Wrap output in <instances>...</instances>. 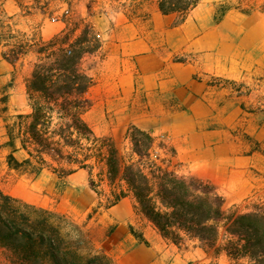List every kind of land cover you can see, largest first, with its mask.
I'll return each instance as SVG.
<instances>
[{"label": "crops", "instance_id": "0c3cea01", "mask_svg": "<svg viewBox=\"0 0 264 264\" xmlns=\"http://www.w3.org/2000/svg\"><path fill=\"white\" fill-rule=\"evenodd\" d=\"M5 34L25 38L14 59L9 52L19 42L3 40ZM90 35L96 44L87 48ZM48 42L57 53L83 46L77 66L92 83L82 118L96 136L110 137L122 153L130 129L143 130L151 154L212 184L225 207L264 204V0H199L185 15L163 13L157 0H0V80L22 83L5 92L2 119L31 112L26 81ZM33 51L38 60L29 57ZM213 78L225 84L213 85ZM100 169L102 192L88 184L92 168L61 178L45 168L4 191L84 223L93 245L116 264L209 262L198 243L163 237L123 180L125 196L101 205L121 188L110 183L106 166ZM2 254L0 264H14L4 248ZM215 259L231 264L225 253Z\"/></svg>", "mask_w": 264, "mask_h": 264}, {"label": "trees", "instance_id": "16d2710c", "mask_svg": "<svg viewBox=\"0 0 264 264\" xmlns=\"http://www.w3.org/2000/svg\"><path fill=\"white\" fill-rule=\"evenodd\" d=\"M157 1L163 13L185 15L199 0ZM52 45L48 42L40 47L42 57L26 81L31 112L15 115L12 122L6 116L8 166L34 176L48 168L61 178L79 168H92L88 160L94 154L105 162L110 183L116 187L117 180L125 182L139 211L163 237L177 245L194 241L209 256L225 253L234 264H264V204L255 203L249 210L225 207L212 184L152 160V138L137 128L128 133L132 153L127 162L110 137L96 136L82 118L89 104L84 93L91 78L78 69L76 55L57 53ZM22 48L14 49L13 57ZM1 100L5 112L8 95ZM89 140L95 153L84 143ZM18 150L26 153L21 160L15 157ZM125 194L122 188L113 190L105 207ZM0 247L8 251L14 264H116L66 214L28 203L1 188Z\"/></svg>", "mask_w": 264, "mask_h": 264}, {"label": "rangeland", "instance_id": "374dc122", "mask_svg": "<svg viewBox=\"0 0 264 264\" xmlns=\"http://www.w3.org/2000/svg\"><path fill=\"white\" fill-rule=\"evenodd\" d=\"M4 37L2 38L3 40H12L11 42L9 41V43H14V41H18L19 43L17 44H14L12 46V49H15L16 51L21 49V47H23L22 49L25 50L26 49V46L24 45V41H25V38H21V36H18L16 38H13L11 39V35H3ZM15 36V34H14ZM27 38V37H26ZM29 39V38H27ZM96 44V41H95V36L93 35H90L88 36V42L85 43V45L87 46V48H91V47H94ZM12 45V44H11ZM83 46H79V47H73L72 45H68L66 46V48H61V49H70L72 52L71 53H67L68 55H76L78 56V54L82 51V48ZM36 49V48H34ZM61 52V50H59V53ZM66 52V51H65ZM11 53L10 56L12 57V59L16 58V57H13L12 52H9ZM22 57V56H20ZM29 57L32 58V60H38L36 58V55L33 52H31V54H29ZM23 58V57H22ZM215 78L211 79L210 82L211 84L213 85H219V84H225V83H220V82H216L214 80ZM13 84V88L14 90H17V88H20L19 86L22 84L20 81H16V82H9V81H1L0 80V188L2 190H6L8 185L12 184V183H15L17 182L18 180H20L21 178H30L31 175L29 173H25L23 171H20V170H15V169H10V167L8 166V163H7V155L9 153V148L6 147L4 144L7 140V136H6V128H5V121H6V118L2 119V115L3 114V107H4V103L2 102L1 100V97L5 94V92L9 89V86ZM27 108V104L24 103L20 109H26ZM11 113V112H10ZM13 114V113H12ZM8 117V116H7ZM9 121H12L13 118L12 116H9ZM130 138V137H129ZM131 140V139H130ZM85 145L86 146H89V147H93L94 143L92 142V140H89V141H84ZM130 143V142H129ZM126 144L125 146H121V151H122V154H124L126 156V161L127 162H130L131 159H130V154L132 153V141L130 144ZM99 144V143H98ZM103 154L106 155L107 154V149L106 147H104L103 149ZM95 153V149L93 147V149L91 150V153ZM26 156V153L22 150V151H18L15 153V157L19 160L23 159L24 157ZM133 160H136L138 157L137 155H133ZM151 159L152 160H156L157 163L163 165V166H167L169 169H172L174 170L176 173H181L180 172V167L177 163L175 162H172L171 159H168L166 156H160V155H155V154H152L151 156ZM88 163L89 165L92 167L93 169V178H90V180L88 179V184L89 186L95 190V191H99V192H102L104 187L103 185L101 184V180H102V176L101 174H103V171H101V167L103 168V165L104 167L106 166L105 162L103 161V165H101V162L99 161V159H97V157L93 154L89 160H88ZM102 172V173H101ZM92 181V182H91ZM121 180H117L116 181V185H117V188H121ZM125 183V182H124ZM105 186V184H104ZM22 187V185H19L18 186V189H20ZM107 187V186H106ZM107 197L105 198V196L102 197V200H101V205H105L107 203ZM253 199L251 201H248V203L252 202ZM94 211H89V214L91 215H95L93 214ZM81 217V216H80ZM77 221V220H76ZM75 222V221H74ZM78 222V221H77ZM76 223V222H75ZM79 225H81L83 228H84V223L80 224L79 222L77 223ZM137 233V232H136ZM89 237V236H88ZM90 238V237H89ZM184 245L185 244H188V245H191V242L189 241H186V243H183ZM183 245V246H184ZM98 249V248H97ZM6 250V249H5ZM2 251H3V248L0 247V258H2ZM209 262H207V264H215V262H217V259H215L214 257H209ZM230 261V260H229ZM231 262V261H230ZM192 264H198L197 262L195 263H192ZM231 264H234L233 262H231Z\"/></svg>", "mask_w": 264, "mask_h": 264}, {"label": "built area", "instance_id": "2783aa9c", "mask_svg": "<svg viewBox=\"0 0 264 264\" xmlns=\"http://www.w3.org/2000/svg\"><path fill=\"white\" fill-rule=\"evenodd\" d=\"M67 53H71V50L70 49H67ZM216 82H222V83H225L224 81H222V80H220L219 78H215L214 79ZM151 156H152V154H151Z\"/></svg>", "mask_w": 264, "mask_h": 264}]
</instances>
